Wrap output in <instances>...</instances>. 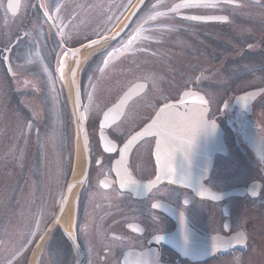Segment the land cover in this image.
Instances as JSON below:
<instances>
[{
  "label": "flooded vegetation",
  "instance_id": "obj_1",
  "mask_svg": "<svg viewBox=\"0 0 264 264\" xmlns=\"http://www.w3.org/2000/svg\"><path fill=\"white\" fill-rule=\"evenodd\" d=\"M35 1L31 0V7L43 24L45 11L49 18L55 5L63 6L60 1ZM244 1L235 7H255L260 23L252 25L246 16L239 22L250 38L239 52L244 66L264 76V0ZM114 3L79 0L74 11L84 28L99 27L116 16ZM146 6L112 45L132 39L155 21ZM169 7L173 9V3ZM201 7L205 8L176 10L172 21L209 23L177 17L179 12L224 14L211 6ZM179 8L183 7L174 9ZM226 16V22L213 23L227 24ZM176 26L177 37H199L205 42L203 50L182 53L185 56L179 63L171 62L160 43L137 57L133 42L127 51L115 47L107 52L104 47L89 55L77 78L83 135L76 131L71 107L69 53L36 52L31 43L14 55L22 32L0 45L1 143L4 154L12 143L14 149L8 152H13L17 169L16 253L20 264H264V167L252 150L264 152V77L240 92L225 91L222 84L227 83L225 61L231 45L228 28ZM142 44L149 48L145 40ZM8 48L6 69L2 57ZM23 61L29 65L23 66ZM170 62L173 66L168 68ZM139 70L131 82L123 83L124 75ZM218 71L225 72L224 78L215 85ZM200 74L211 78L199 82ZM138 81L143 83L142 90L123 108L108 113L126 88ZM255 88L263 90L253 101L233 102L236 94ZM186 90L202 93L206 119L219 126L226 155L231 153L234 159L233 163L222 162L226 155L216 154L200 184L215 193L242 190L240 195L212 199L198 195L194 187L156 181L155 137L131 142L130 137L163 104ZM47 163L56 170L50 172ZM247 171L256 177L246 178ZM48 172L53 177L46 180ZM71 181L76 183L66 192Z\"/></svg>",
  "mask_w": 264,
  "mask_h": 264
},
{
  "label": "rangeland",
  "instance_id": "obj_2",
  "mask_svg": "<svg viewBox=\"0 0 264 264\" xmlns=\"http://www.w3.org/2000/svg\"><path fill=\"white\" fill-rule=\"evenodd\" d=\"M53 3L59 2L63 6H54L52 10V15L48 18L45 24L42 25L43 21L38 18V13L35 8L31 7V0H20L19 10L15 16H10L6 13L4 9V0H0V45H5L7 42L11 41L14 36L22 32L24 37L21 41L17 43L14 47V55L18 53H23L25 48L30 45L33 51L45 50L50 53L55 51L67 52L72 47L84 42L89 36H98L105 33L109 27H111L117 18L125 11V9L130 5L132 0H114L115 10L117 12L116 16L112 18L111 22L103 21L102 25L99 27H87L84 28L81 18L74 11L76 9V3L79 0H49ZM174 0H148L147 2V12H152L154 22H151L147 27V30L141 31L130 40H121L118 43L110 45L107 48V52L110 50L118 49L119 51H127V47L130 42H133L135 47V54L138 53H148L154 50L153 46H157L159 43L165 47L167 55L171 58L172 63H179L180 57L185 56L182 53L191 54L194 51L200 52L203 50L205 42L199 37L196 39L184 36L179 38L175 34V29L177 25H183L185 27H203V28H228L231 45L230 54L227 57L225 64L227 68V76H225L226 84H222L225 91L229 90L231 92H240L244 89L253 87L259 84L263 79V75L260 76L259 70L254 67L244 66L242 63V54L239 52L240 45L247 39L246 27L239 22H242L243 17L248 18V22L255 25L258 21L257 10L255 7L240 6H227L224 4H219L217 6H211L210 8L216 11L223 12L229 16V22L227 24L218 23H195L189 21H176L172 20L175 18L173 12L176 10H196L205 7H183L179 9H171L169 6ZM245 2L244 0H239ZM37 3V0L35 1ZM242 11H245L247 15H244ZM47 13L46 11L43 13ZM144 13V14H146ZM162 22H160V21ZM195 23V24H194ZM260 23V22H259ZM230 25V26H229ZM44 26V27H43ZM249 36V35H248ZM251 37V35H250ZM144 38V39H143ZM180 45H178V40ZM47 40L50 42L48 43ZM145 40V44H148L149 48L142 47V43ZM219 48H217L218 50ZM222 52V50H219ZM217 51H214V53ZM12 54V55H13ZM127 52L124 53L126 56ZM258 60L257 57H253V61ZM220 60L219 63H221ZM13 62V61H12ZM24 62V61H23ZM168 63V68L173 65ZM184 62V61H183ZM14 66H19V63L13 62ZM21 65V64H20ZM29 65L27 62L23 63V66ZM22 66V65H21ZM171 70V69H170ZM139 73L124 75L125 79L122 80L124 84H128L133 80L132 76H137ZM225 72L218 71L214 77L217 81H223L224 76L222 74ZM143 75V74H142ZM140 75V76H142ZM194 77L193 75L189 78ZM211 78V75L200 74L198 81L207 80ZM199 89L206 92L204 86H199ZM210 95V93H209ZM212 95V94H211ZM0 129H1V108H0ZM13 143L10 145V149L4 154L3 145L1 143V131H0V264H20L16 253V210H15V183L17 169L15 167V158L13 157L12 148ZM9 151V152H8ZM231 153H228L225 158H221L222 162H234L231 157ZM57 162V159H56ZM53 161V163H56ZM47 167L50 172L56 170V166L51 163H47ZM46 168V166H45ZM48 172L45 176L46 180L53 177L52 174ZM227 174V171H226ZM230 174V173H229ZM231 176V175H230ZM238 175L230 177V181L237 178ZM254 173H248L246 178H255ZM47 188H51L48 186ZM264 195V193H263ZM264 218V209H263ZM264 221V220H263Z\"/></svg>",
  "mask_w": 264,
  "mask_h": 264
},
{
  "label": "water",
  "instance_id": "obj_3",
  "mask_svg": "<svg viewBox=\"0 0 264 264\" xmlns=\"http://www.w3.org/2000/svg\"><path fill=\"white\" fill-rule=\"evenodd\" d=\"M146 0H134L117 26L108 34L85 42L72 48L73 61L68 74V82L71 91V107L74 114L76 131L83 135V121L81 119V107L77 88V68L79 52L95 45L106 44L117 38L124 31L132 17L142 7ZM184 0L176 1L173 6H179ZM206 4H231L236 5V0H205ZM5 10L10 15H15L18 10L19 0H5ZM177 16L194 21H219L226 22L227 16L223 14L196 15L178 13ZM195 17V19L193 18ZM9 48L4 50L2 62L6 69L8 64ZM137 82L126 89L119 101L112 108H121L128 99L136 95L141 88ZM263 88L248 90L234 96V103L247 98V102L253 101ZM110 108L107 110L109 113ZM207 104L203 95L197 91H183L175 101L162 105L154 114L150 122L136 131L131 137V142H137L146 136H154L155 144L152 157L156 165L155 180H164L173 184L186 185L197 189L200 196L219 199L232 194H241L242 190L232 189L222 193L211 192L205 189L200 181L204 179L211 167L215 154L226 155V147L223 141L222 131L212 120L206 119ZM214 125V127H213ZM256 159L264 167V152H257L252 148ZM264 175V174H263ZM159 176V179H157ZM198 181V184L197 182ZM76 182L71 181L66 187V192ZM251 185L248 187V189Z\"/></svg>",
  "mask_w": 264,
  "mask_h": 264
},
{
  "label": "snow or ice",
  "instance_id": "obj_4",
  "mask_svg": "<svg viewBox=\"0 0 264 264\" xmlns=\"http://www.w3.org/2000/svg\"><path fill=\"white\" fill-rule=\"evenodd\" d=\"M200 7V6H214V5H206L205 0H184V3L179 5L178 7ZM175 10V9H174ZM45 15H48L45 13ZM195 19V17H193ZM82 119V117H81ZM214 127V125H213ZM115 149H113L114 151ZM123 151V150H122ZM157 179H159V176H157ZM153 207H156V205H153Z\"/></svg>",
  "mask_w": 264,
  "mask_h": 264
},
{
  "label": "bare ground",
  "instance_id": "obj_5",
  "mask_svg": "<svg viewBox=\"0 0 264 264\" xmlns=\"http://www.w3.org/2000/svg\"><path fill=\"white\" fill-rule=\"evenodd\" d=\"M99 46L100 45H95L93 47H90L88 49H85V50L79 52V54H78V65L80 66L84 62V60L89 56V54L91 52H93L94 50H96Z\"/></svg>",
  "mask_w": 264,
  "mask_h": 264
}]
</instances>
